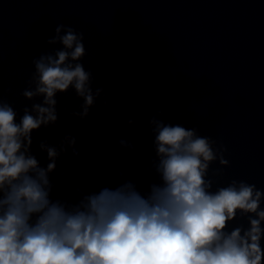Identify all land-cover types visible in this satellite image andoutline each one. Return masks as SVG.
I'll return each mask as SVG.
<instances>
[{
	"label": "water",
	"instance_id": "water-1",
	"mask_svg": "<svg viewBox=\"0 0 264 264\" xmlns=\"http://www.w3.org/2000/svg\"><path fill=\"white\" fill-rule=\"evenodd\" d=\"M58 23L85 33V67L106 95L80 120L70 115L78 98L60 94L58 126L35 134L78 138L79 155H65L53 174L57 194L114 184L119 171L146 186L148 121L160 110L227 146L220 182L264 188V0H0V96L19 110L31 104L20 93L32 58L59 47L47 44Z\"/></svg>",
	"mask_w": 264,
	"mask_h": 264
},
{
	"label": "clouds",
	"instance_id": "clouds-1",
	"mask_svg": "<svg viewBox=\"0 0 264 264\" xmlns=\"http://www.w3.org/2000/svg\"><path fill=\"white\" fill-rule=\"evenodd\" d=\"M47 44L59 47L32 58L20 93L31 104L19 110L0 96V264H264V188L220 182L227 146L163 110L148 121L146 186L119 171L114 184L56 193L53 174L65 155H79L78 138L35 134L58 126L60 94L78 98L70 115L80 120L106 94L85 67L82 30L58 23ZM118 146L135 149L126 138Z\"/></svg>",
	"mask_w": 264,
	"mask_h": 264
}]
</instances>
